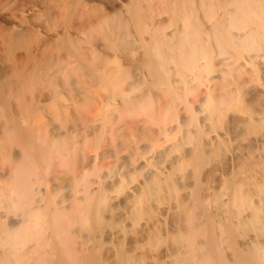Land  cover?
<instances>
[{
  "label": "bare ground",
  "instance_id": "1",
  "mask_svg": "<svg viewBox=\"0 0 264 264\" xmlns=\"http://www.w3.org/2000/svg\"><path fill=\"white\" fill-rule=\"evenodd\" d=\"M0 264H264V0H0Z\"/></svg>",
  "mask_w": 264,
  "mask_h": 264
}]
</instances>
